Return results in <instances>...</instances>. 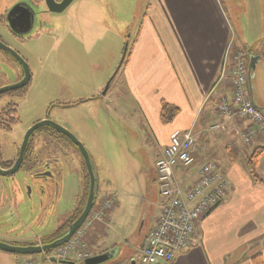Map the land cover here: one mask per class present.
Returning <instances> with one entry per match:
<instances>
[{
	"label": "rangeland",
	"instance_id": "obj_1",
	"mask_svg": "<svg viewBox=\"0 0 264 264\" xmlns=\"http://www.w3.org/2000/svg\"><path fill=\"white\" fill-rule=\"evenodd\" d=\"M164 1L74 0L61 16L43 19L44 30L28 40L25 47H16L32 76L26 95L13 100L0 97V143L5 150L14 152L25 132L45 119L67 130L83 145L98 181L93 208L101 206L105 199H114L117 206L105 242L130 239L140 225L149 226L157 213L156 204L149 205L158 202L155 161L166 147L163 143L168 129L177 123L174 119L166 124L160 120L156 123L155 101L141 100L150 121L148 126L136 101L122 99L126 93L123 77L128 57L106 96L102 97L101 93L120 64L125 42L129 44L126 54L129 56L137 35H141L149 22V12L157 10ZM219 1L230 18L234 40L229 43L233 52L241 54L246 66L251 55L260 59L252 86L255 105L263 108L260 112L264 117V105H261L264 104V0ZM0 33L4 34L2 30ZM21 76V67L15 61L10 58L0 61V88L17 83ZM9 107L15 110L2 112ZM42 131L34 132L31 137V144L36 145L33 153L39 151L45 160L49 156L58 159L55 166L61 175L52 177L55 176L59 186L54 191L51 178L46 183L45 194L31 191L28 195L29 187L23 181L6 194L8 202L5 194L0 193V239L8 244L28 246L36 241L49 242L70 224L72 215L78 214L87 194L88 177L77 148L66 139L46 138ZM219 133L208 131L204 135ZM237 139L241 140L237 146L240 149L242 139ZM198 143L203 148L199 139ZM255 145L254 141L248 148H257ZM226 151L229 150L222 147L209 157L223 173L231 166L232 154ZM235 156L233 164L246 171L243 158ZM250 156L248 150L244 155L246 164ZM195 173L196 169H192L190 176ZM23 176L20 171L15 179L23 180ZM85 229L87 236L89 225ZM29 261L56 264L45 261L43 254L15 256L0 252V264Z\"/></svg>",
	"mask_w": 264,
	"mask_h": 264
},
{
	"label": "crops",
	"instance_id": "obj_2",
	"mask_svg": "<svg viewBox=\"0 0 264 264\" xmlns=\"http://www.w3.org/2000/svg\"><path fill=\"white\" fill-rule=\"evenodd\" d=\"M154 10L149 12V22L141 35L138 33L125 64L126 93L122 99L136 101L148 126L150 121L141 100L155 101L156 123L160 120L162 103L177 108L173 118L177 124L168 129L163 147L168 145L173 132L192 131L203 145L197 167L222 147L232 154L231 166L225 172L230 191L216 208L201 218L193 246L179 251L172 264H251L254 256L264 255V151L255 166L256 178L250 175L248 156L244 158V155L248 150L252 154L255 149L264 148V136L256 137L252 142H256L257 148L250 150L248 145L237 147L240 141L231 127L225 133L202 134L217 120V105L230 98L229 80L222 73L224 53L234 40L230 18L219 0H165ZM147 92L150 94L145 97ZM234 155L243 158L246 171L233 164ZM158 203L159 196L157 203L149 202V205L156 204L157 208ZM115 206L108 211L106 222L94 223L85 238L89 259L107 256L103 264H135L144 238L155 225L158 208L149 226L140 225L130 239L117 244L105 242L110 219L115 217ZM63 262L82 264L75 259Z\"/></svg>",
	"mask_w": 264,
	"mask_h": 264
},
{
	"label": "built area",
	"instance_id": "obj_3",
	"mask_svg": "<svg viewBox=\"0 0 264 264\" xmlns=\"http://www.w3.org/2000/svg\"><path fill=\"white\" fill-rule=\"evenodd\" d=\"M231 45H227L224 53L222 72L229 80L230 98L218 104L217 120L202 134L208 131L225 133L231 127L244 146L256 137L264 136V117L250 99L248 64L246 66L241 54L230 52ZM202 151L192 131H176L169 136L168 145L155 161L159 214L143 240L135 264H172L179 251L193 246L201 218L216 208L230 191L229 180L216 164L205 161L197 167L198 155ZM192 169H196L195 176H190ZM179 175L182 177L178 178ZM113 204L114 199H105L101 206L91 211L73 237L48 257L57 263L70 259L88 260L85 226L89 225L90 229L93 223H104Z\"/></svg>",
	"mask_w": 264,
	"mask_h": 264
},
{
	"label": "flooded vegetation",
	"instance_id": "obj_4",
	"mask_svg": "<svg viewBox=\"0 0 264 264\" xmlns=\"http://www.w3.org/2000/svg\"><path fill=\"white\" fill-rule=\"evenodd\" d=\"M62 1L63 0H0V31L2 30L4 32V34L0 33L1 46L11 49L25 63H27V61L17 52L16 47H20V48L25 47V43L28 42V40L34 38V36L38 35L40 31L44 30L46 23L44 22L43 19L49 16H61L62 13L71 5L70 4L61 13H53L48 9L46 2H48L50 5L51 4L59 5L62 3ZM127 57L128 56L126 55L125 58ZM9 58L12 61H15L21 67V65L13 58L11 54H9L5 49L0 47V61L1 60L8 61ZM21 71H22V76L20 78L22 79L23 77L22 67H21ZM111 82L109 84V88ZM27 87L28 86L20 90L11 91L2 96L8 97L9 100L22 99L27 93L26 92ZM24 89L25 91L23 92ZM6 105L11 106L10 103H7ZM13 109L15 110V108L12 107H9L8 109L4 108L2 112H9V110L12 111ZM7 126L10 127V124H8ZM42 130H43L42 133L44 132L43 134L46 138L65 140V138L61 137L60 135H57L51 129L46 128ZM31 137H33V135ZM31 137L24 150V153L21 158V162L19 163L16 172L11 174L12 176H8L10 178L0 176V193L5 194L6 202H8V197L6 196V194L11 193L14 189L19 187L23 183V181L29 187L28 195L30 194L31 191H37L38 193L45 194L46 183H49L51 178L53 180L51 182L52 187L54 188L53 190L55 191L56 186H59L58 182L55 179V176L52 177V175H61L60 171L57 170L55 166V164H57L58 162V159L55 156H49L47 158L48 160H45L44 154L39 153V151L33 153V148L36 145L33 146V143L31 144ZM43 144L45 145V143ZM20 146H18L14 152H10L5 150V148L0 143L1 171H7L14 166L16 161L19 159ZM20 171H22L24 175L23 180H16L15 174H17ZM76 215L77 214L75 213V215L72 216L75 217ZM1 241H3L4 243H8L4 240Z\"/></svg>",
	"mask_w": 264,
	"mask_h": 264
},
{
	"label": "water",
	"instance_id": "obj_5",
	"mask_svg": "<svg viewBox=\"0 0 264 264\" xmlns=\"http://www.w3.org/2000/svg\"><path fill=\"white\" fill-rule=\"evenodd\" d=\"M73 0H63L61 4L55 5V4H49L46 2L48 9L53 12V13H61L63 12L71 3ZM128 41L125 42L124 48L122 51V57L120 64L118 68L116 69L114 75L109 79V81L106 83L104 90L101 93L102 97H105L109 84L116 75L117 71L123 64V61L126 56L127 48H128ZM0 47L5 49L9 54L13 56V58L21 65L23 69V77L22 79L18 82L15 83L11 86L7 87H2L0 88V96L7 94L11 91H16L20 90L22 88H25L28 86L30 80H31V73L29 70V66L27 63H25L14 51L11 49L5 48L3 46ZM259 61L258 58L253 57L252 55L249 57V62H248V92L250 95V99L252 101L253 106L258 110L261 111L262 109H259L255 105L254 101V87L252 86V79L254 78V71L256 68V64ZM51 129L53 132H55L57 135H60L61 137L65 138L69 144L73 145L74 147L77 148L79 151L82 159H83V165L85 167L86 175L88 177V186H87V194L85 197V200L81 206V208L78 211V214L75 216V218L70 222V224L67 225V227L60 233L58 234L55 238L50 240L49 242H43L41 243L40 241H37L35 245H14V244H8L0 241V252L10 254V255H15V256H32V255H37V254H43L44 260L45 261H50L52 263H57L54 259L49 258L48 254L56 250L57 248L63 246L66 244L72 237L73 235L81 228L83 223L85 222L86 218L88 215L91 213L95 201L97 199V190H98V181H97V175L96 171L93 167V164L91 162L90 156L88 152L85 150L83 145L67 130L62 128L61 126L55 124L52 121H49L47 119L42 120L36 124H34L32 127H30L24 134L22 143L20 146V152H19V159L16 161L14 166L7 170V171H1L0 170V176L2 177H8L12 176L11 174L15 173L17 170V167L19 163L21 162L22 155L24 153V150L29 142L30 137L33 135L34 132L42 130V129ZM108 260L107 256H99L96 258H91L86 261H84L83 264H103ZM60 264H63L64 262H59Z\"/></svg>",
	"mask_w": 264,
	"mask_h": 264
},
{
	"label": "trees",
	"instance_id": "obj_6",
	"mask_svg": "<svg viewBox=\"0 0 264 264\" xmlns=\"http://www.w3.org/2000/svg\"><path fill=\"white\" fill-rule=\"evenodd\" d=\"M177 113V108L172 107L166 103L161 104L160 108V120L162 123L166 124L171 122V120L175 117ZM264 151V148H257L254 150V152L251 154L250 158L247 161V167L249 170L250 175L255 176V166L257 163V160L261 154V152ZM256 178V176H255ZM75 217L71 218L74 219ZM72 220H70L71 222ZM251 264H264V255H256L251 259Z\"/></svg>",
	"mask_w": 264,
	"mask_h": 264
},
{
	"label": "bare ground",
	"instance_id": "obj_7",
	"mask_svg": "<svg viewBox=\"0 0 264 264\" xmlns=\"http://www.w3.org/2000/svg\"><path fill=\"white\" fill-rule=\"evenodd\" d=\"M28 245V244H27Z\"/></svg>",
	"mask_w": 264,
	"mask_h": 264
}]
</instances>
